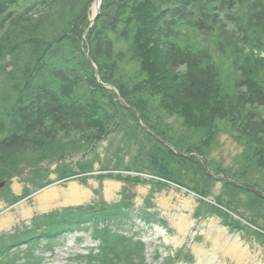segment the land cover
Returning <instances> with one entry per match:
<instances>
[{
	"label": "trees",
	"instance_id": "1",
	"mask_svg": "<svg viewBox=\"0 0 264 264\" xmlns=\"http://www.w3.org/2000/svg\"><path fill=\"white\" fill-rule=\"evenodd\" d=\"M97 1L0 0V181L28 169L49 170L42 166L56 161L62 179L93 171L96 146L122 131L139 153L118 169L187 187L200 196L197 217L210 209L225 225L253 231L250 225L264 219V0H102L90 27ZM187 29L214 39L236 72L231 81L209 47L187 39ZM171 117L196 138L183 132L175 138ZM221 129L246 152L240 166L208 171L188 154L210 167ZM140 133L151 147L140 143ZM70 156L81 157L67 164ZM102 175L134 184L153 179ZM53 181L37 182L34 190ZM134 196L129 189L113 203L95 199L57 208L2 232L0 264H40L35 247L46 239L43 247L53 250L62 235L78 229L98 239L79 254L85 264H134L136 257L142 264L146 246L124 225L133 219ZM147 207L141 215L154 222L156 212Z\"/></svg>",
	"mask_w": 264,
	"mask_h": 264
},
{
	"label": "rangeland",
	"instance_id": "2",
	"mask_svg": "<svg viewBox=\"0 0 264 264\" xmlns=\"http://www.w3.org/2000/svg\"><path fill=\"white\" fill-rule=\"evenodd\" d=\"M186 34L188 40L196 42L197 45L209 47L213 51L215 63L220 66L223 78L231 81L236 72L230 62L218 52L214 39L190 29L186 30ZM169 121H174L176 125L175 130L172 131L175 138H180L182 132L188 133L189 139L196 138L192 130L180 125L174 117H171ZM126 138L128 136L120 131L102 140L94 149L96 161H94L93 171L88 173L62 179L55 169L58 164L56 161L42 166L49 170L36 173L33 169H28L8 179L7 185L0 190V234L14 232L16 228H21L24 224H31L34 216L57 208L88 204L95 199L110 203L120 201L123 192L130 189L135 195L134 205L131 207L133 219L124 224L125 232L131 234L134 239H141L144 242L146 249L142 264H264L263 218L253 216L258 220H256L257 225H250L253 229L251 231L233 229L225 225L223 218L214 210L209 209L201 218L197 217L195 213L202 205L200 196L187 187L174 182L161 185L158 180L162 179L153 177L147 172L138 173L126 171L124 168L118 169L121 164L128 163L139 153L136 150L138 145H131L132 142L129 144ZM148 139L145 134L140 133V143L151 147ZM172 148L177 153H181L175 147ZM245 152L246 146L240 143L233 133L221 129L210 150L209 170L217 169L218 166L222 168L240 166ZM79 157L81 156H70L66 163L70 164V161H76ZM109 172L124 175L140 174L143 178L153 179L138 184L127 183L102 175ZM217 177L220 176L217 175ZM48 179H54L53 183L34 190L37 182ZM223 186L221 180L215 181V192L220 194ZM27 189L31 191L29 195L13 202L14 196L24 195ZM239 197L243 202L248 200L245 194H240ZM206 200L216 204L213 196L207 197ZM144 206L156 212L154 222H149L142 217L141 209ZM243 223L250 224L247 221ZM45 242L46 239L34 248L35 252L44 258L40 264H85L78 257L79 254L87 253L95 247L98 239L91 236L87 229H78L62 235L58 243H54L53 250L45 249L43 247ZM21 247L25 249L27 243H22ZM135 259L134 264H141L139 257Z\"/></svg>",
	"mask_w": 264,
	"mask_h": 264
},
{
	"label": "water",
	"instance_id": "3",
	"mask_svg": "<svg viewBox=\"0 0 264 264\" xmlns=\"http://www.w3.org/2000/svg\"><path fill=\"white\" fill-rule=\"evenodd\" d=\"M95 1L96 0H94V2ZM101 6H102V0L100 1L99 5H98V9L96 11H93V6H92L91 9H92L93 13H92V16H91L90 27L95 23L96 18L100 14V12H101ZM86 34H87V31L84 33V36H83L84 37V40L86 38ZM83 46H84V42H83ZM87 56H89L88 53H87ZM98 80L100 82H102L101 77L99 76V74H98ZM105 85L108 86V87H110V88H112V89H114L117 93H119L118 90L114 86H112L111 84H105ZM140 123L142 125H144L143 122H142V120H140ZM190 155L198 156L203 161V163L205 164L206 168L209 170V166H208L206 160L202 156H199L197 153H191ZM6 185H7V180L0 181V190L3 189Z\"/></svg>",
	"mask_w": 264,
	"mask_h": 264
},
{
	"label": "bare ground",
	"instance_id": "4",
	"mask_svg": "<svg viewBox=\"0 0 264 264\" xmlns=\"http://www.w3.org/2000/svg\"><path fill=\"white\" fill-rule=\"evenodd\" d=\"M101 0H98L94 5H93V11H96L98 9V5L100 3ZM184 222V220H183ZM231 249V248H230ZM231 251V250H230ZM236 253H239V252H236ZM244 254V253H243Z\"/></svg>",
	"mask_w": 264,
	"mask_h": 264
}]
</instances>
